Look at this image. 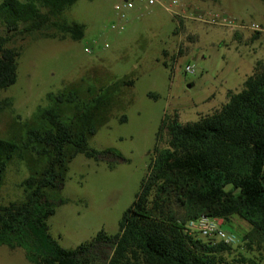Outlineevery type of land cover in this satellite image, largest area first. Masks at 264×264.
<instances>
[{
	"label": "rangeland",
	"instance_id": "374dc122",
	"mask_svg": "<svg viewBox=\"0 0 264 264\" xmlns=\"http://www.w3.org/2000/svg\"><path fill=\"white\" fill-rule=\"evenodd\" d=\"M124 1L79 0L65 11L61 22L86 27L81 41L46 39L35 33L15 36L8 44L20 48L21 57L17 83L0 97L13 102L0 115L1 139L22 140L26 125H36L40 114L55 109L56 99L63 94L75 93L76 98L72 104L61 105L65 118L74 117L78 105L103 94L108 93L112 103L95 119L97 132L88 146L112 150L121 159L95 161L77 155L69 164L64 189L55 196L65 203L56 206L48 225L53 238L68 250L92 241L100 232L108 236L119 232L123 214L139 193L156 150L168 146L165 134L160 141L157 138L164 119L177 115L183 124L197 123L217 113L230 92L243 90L255 64L264 61V34L176 21L160 4L147 8L137 3L122 18L115 8ZM191 1L198 12H224L234 20L264 27L262 0ZM7 34L0 26V37ZM188 65L194 73L185 72ZM123 80H133L134 85L113 88ZM123 117L127 120L122 121ZM41 166L29 154L15 159L0 189V206L21 201L20 184ZM175 212L188 227L187 212L177 207ZM225 228L240 240L232 258L245 256L264 264V243L255 238L248 249L242 241L252 230L248 223L233 217ZM106 253L109 257L112 250ZM0 264L32 263L23 249L0 246Z\"/></svg>",
	"mask_w": 264,
	"mask_h": 264
},
{
	"label": "trees",
	"instance_id": "16d2710c",
	"mask_svg": "<svg viewBox=\"0 0 264 264\" xmlns=\"http://www.w3.org/2000/svg\"><path fill=\"white\" fill-rule=\"evenodd\" d=\"M78 1H2L0 26L8 34L0 37V97L18 81L21 49L8 47L13 37L35 33L60 41L85 37L84 25L59 20ZM119 85L132 86L134 81L123 80L113 88ZM75 99V93L60 95L55 109L41 113L36 125H26L22 140L0 138V189L15 159L29 154L42 162L20 184L23 199L0 206V246L23 249L32 264H260L245 256L232 258L233 247L190 234L186 223L176 218L175 208L187 212L188 223L201 215L226 223L239 217L252 228L242 238L246 247L251 249L255 238L264 243V61L255 64L243 90L230 92L217 113L197 123L183 124L177 115L164 119L157 138L160 141L165 134L168 146L156 150L119 232L114 236L100 232L68 250L53 238L48 222L56 206L65 203L55 196L65 187L69 164L79 154L95 161L121 159L112 150L88 146L97 132L95 119L111 108L108 93L78 105L74 117L65 118L61 105ZM12 107L10 99L0 98V115ZM107 249L112 250L109 257Z\"/></svg>",
	"mask_w": 264,
	"mask_h": 264
},
{
	"label": "built area",
	"instance_id": "2783aa9c",
	"mask_svg": "<svg viewBox=\"0 0 264 264\" xmlns=\"http://www.w3.org/2000/svg\"><path fill=\"white\" fill-rule=\"evenodd\" d=\"M137 3L144 4L147 8L160 4L176 21L189 20L209 26L228 28L232 31H250L252 33L264 34L263 26L234 20L224 12H198L194 10V5L191 0H170L168 3H165L164 0H125L123 4L117 5L115 10L121 14L122 18H124L125 12L133 10ZM115 28L116 27L113 26V29ZM105 47L108 48L109 45L106 44ZM85 52L91 53V49L86 48ZM185 72L187 74H192L194 73V69L188 65ZM225 224L226 222L222 218L201 215L197 219L191 220L188 223L187 228L192 235H198L201 238L211 240L212 242L223 243L234 247L239 244L240 240L234 232L228 231L225 228Z\"/></svg>",
	"mask_w": 264,
	"mask_h": 264
},
{
	"label": "crops",
	"instance_id": "0c3cea01",
	"mask_svg": "<svg viewBox=\"0 0 264 264\" xmlns=\"http://www.w3.org/2000/svg\"><path fill=\"white\" fill-rule=\"evenodd\" d=\"M254 70V69H253ZM253 73V72H252Z\"/></svg>",
	"mask_w": 264,
	"mask_h": 264
}]
</instances>
